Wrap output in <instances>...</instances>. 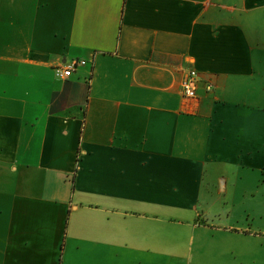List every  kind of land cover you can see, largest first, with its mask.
<instances>
[{
	"label": "crops",
	"instance_id": "crops-1",
	"mask_svg": "<svg viewBox=\"0 0 264 264\" xmlns=\"http://www.w3.org/2000/svg\"><path fill=\"white\" fill-rule=\"evenodd\" d=\"M0 264H264V0H0Z\"/></svg>",
	"mask_w": 264,
	"mask_h": 264
},
{
	"label": "built area",
	"instance_id": "built-area-1",
	"mask_svg": "<svg viewBox=\"0 0 264 264\" xmlns=\"http://www.w3.org/2000/svg\"><path fill=\"white\" fill-rule=\"evenodd\" d=\"M84 60H73L65 66H58L54 68V73L57 78L66 79L71 76L72 72L79 67L85 65ZM197 86H198V75L195 70H191L187 73L185 78L180 84L181 96L185 99H196L197 98ZM211 85H206V91H211Z\"/></svg>",
	"mask_w": 264,
	"mask_h": 264
},
{
	"label": "rangeland",
	"instance_id": "rangeland-1",
	"mask_svg": "<svg viewBox=\"0 0 264 264\" xmlns=\"http://www.w3.org/2000/svg\"><path fill=\"white\" fill-rule=\"evenodd\" d=\"M245 205H246L245 203L228 204V203L221 202V203H218L216 207H214L213 212H220L219 214L227 215L228 211L231 212V208H232V211L234 210V212H236L235 214L244 215L243 212L246 210Z\"/></svg>",
	"mask_w": 264,
	"mask_h": 264
}]
</instances>
